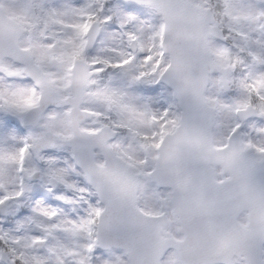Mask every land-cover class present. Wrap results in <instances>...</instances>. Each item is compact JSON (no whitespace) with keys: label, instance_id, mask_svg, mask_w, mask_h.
I'll return each mask as SVG.
<instances>
[{"label":"snow or ice","instance_id":"snow-or-ice-1","mask_svg":"<svg viewBox=\"0 0 264 264\" xmlns=\"http://www.w3.org/2000/svg\"><path fill=\"white\" fill-rule=\"evenodd\" d=\"M15 7L32 31L0 17V264H165L140 193L156 199L161 163L184 169L216 110L235 177L242 158L264 169V0ZM244 255L264 264V237Z\"/></svg>","mask_w":264,"mask_h":264},{"label":"water","instance_id":"water-1","mask_svg":"<svg viewBox=\"0 0 264 264\" xmlns=\"http://www.w3.org/2000/svg\"><path fill=\"white\" fill-rule=\"evenodd\" d=\"M4 16L8 15L0 6V17ZM15 23L18 26V34H22L24 29L18 22L15 21ZM207 84L205 82L201 85V91L205 92ZM212 128L213 116L207 128L205 139L193 147L200 159L207 164L206 168L200 169L201 181L198 185H193L190 176L185 174L183 170L169 167V175L175 189L187 193V201L178 203L173 208L172 213L174 216H178V221L181 224L180 231H183L184 225L193 213L203 217L206 228L216 234L215 246L206 254L207 258L230 261L237 253V241L240 235L247 229L239 223V216L244 211H248V225L251 222L258 223L264 220V203L250 194L243 183L238 185L230 183L234 175L232 166L228 163L230 153L226 151L227 146L223 148L213 146ZM209 145L213 146L211 152ZM211 164L220 165L222 167L221 174L228 172L230 178L220 182L216 181ZM211 186H215L216 190L209 192ZM220 186L224 187L221 188ZM150 219L158 228L162 251L165 252L170 246L169 241L176 243L181 241L174 239L169 231H164V226L170 224L165 213L152 216ZM162 232L168 237L163 238ZM179 256L181 259L182 256Z\"/></svg>","mask_w":264,"mask_h":264},{"label":"clouds","instance_id":"clouds-1","mask_svg":"<svg viewBox=\"0 0 264 264\" xmlns=\"http://www.w3.org/2000/svg\"><path fill=\"white\" fill-rule=\"evenodd\" d=\"M219 43V42H217ZM194 66L195 61L198 58V51L193 48L191 52ZM187 115L190 121L195 122L198 117V111L189 106L187 109ZM186 165L183 172L190 176L192 184L198 185L201 181L200 169L206 168L207 164L205 161L200 159L199 154L194 149H188L185 152ZM245 161V169L242 177L237 179L233 175V180L231 184L238 185L243 183L246 185L248 192L253 196L257 197L262 203H264V169L259 167H254L247 163V158H242ZM219 167V165H217ZM229 173L225 172L224 175ZM155 180L159 183L156 184L162 192H171L168 207L175 208L178 203L187 201V193L183 190L177 191L171 182V177L169 175V165L167 163H161L157 170V175ZM223 188L224 186H220ZM216 190L215 186L209 188V192ZM176 235L181 236L180 242L176 243L169 241V247L166 249L165 264H176L178 255L186 257L191 264H201L202 261L210 259L207 258L206 254L211 251L215 246L216 234L210 232L206 226L204 218L193 213L191 218L184 225L183 231L176 233ZM189 237H195V241H190ZM257 237H264V220L260 222H251L248 228L240 235L237 241V253L229 261V264H249V259L244 255L246 249L252 248L256 243ZM216 261V264H222L223 260L211 258Z\"/></svg>","mask_w":264,"mask_h":264},{"label":"rangeland","instance_id":"rangeland-1","mask_svg":"<svg viewBox=\"0 0 264 264\" xmlns=\"http://www.w3.org/2000/svg\"><path fill=\"white\" fill-rule=\"evenodd\" d=\"M25 2V0H0V3L2 4V6L5 8L6 12H8L11 16H13L14 18H16L18 21H20V23L27 28V33L26 36H29L31 34L32 31V21L30 19H26L22 14H21V10L17 7H15L17 4L23 3ZM54 2H60V0H54ZM73 2L75 3H80L83 2V0H73ZM52 71H56L55 68L52 69ZM214 79L219 80L220 77L217 76ZM212 89V85L210 84L207 91H206V98L211 100V101H216L217 97L212 93L211 91ZM163 93L164 90H160V93L158 94H150V93H143L141 92L142 95H153L157 98V100H160L163 98ZM90 110L94 111L95 109L90 107ZM222 116V113L220 112V110H216L214 112V121H215V126H214V144L217 146H221L224 145L226 143V137L223 135V132L221 130V128L219 127V125L222 123V120L219 119V117ZM91 123V122H90ZM57 153L61 156V158H65L67 153L60 149L57 150ZM218 178H220L219 174L217 175ZM74 180H76L77 182H83V178L76 176L74 177ZM156 193H157V197L156 199H150L148 198L143 191L140 193V197H139V204L140 207L143 209H146L148 211L153 212L154 214H158L160 213L161 207H160V198L162 196H160V193H164L162 192L160 189H153ZM169 195H171V192H168ZM53 199H55V197H53ZM51 202V201H49ZM57 206L63 207V203L59 202ZM170 210V208H169ZM171 216V215H170ZM172 231L174 232V234L176 235V231L179 228V224L176 221V219H174L172 216ZM240 220L245 223L246 222V218L243 215ZM176 237L181 238V236L176 235ZM177 260L178 256L176 257Z\"/></svg>","mask_w":264,"mask_h":264}]
</instances>
